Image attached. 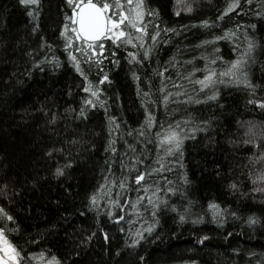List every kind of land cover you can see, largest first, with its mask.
Wrapping results in <instances>:
<instances>
[{"label":"trees","instance_id":"1","mask_svg":"<svg viewBox=\"0 0 264 264\" xmlns=\"http://www.w3.org/2000/svg\"><path fill=\"white\" fill-rule=\"evenodd\" d=\"M145 2L159 10L162 26H197L178 38V48L171 44L163 48L161 62L173 55L186 59L181 50L190 52L193 45L212 39L225 23L232 28L237 21H246L245 17H226L210 33L198 25L202 20H215L230 0H186L194 7L192 13L183 11L184 6L178 5L177 0ZM41 8L39 30L33 34L26 9L17 0H0V187L7 184L9 193L7 197L0 196V201L12 199L10 207L20 228L18 233H10L9 239L28 253L47 250L65 257L66 264L75 261L80 264H249V261L264 264V196L252 191L249 178L258 173L261 165L254 167L250 163L254 154H258L253 145L240 144L241 140L255 139L264 149V111L248 104V91L221 87L217 101L190 113L197 121L200 117L211 120L212 134H197L196 140L185 142L183 167L176 165L171 179L182 185L186 173L189 183L184 186L183 196L171 197L170 203L194 213L192 219L196 215L204 217L205 222L181 224L176 213L167 212L160 216L152 236L132 248L129 245L136 231L145 225L146 219L151 223L148 212L131 206L136 203L137 193L133 189L137 186L109 191V184L104 193L98 194V190L104 184L105 160L110 155L105 151L112 138L108 135L109 117L115 115L126 120L132 128L138 127L142 120L141 97L137 95V84L129 70L134 66L121 57H117L119 66L105 61V71L112 80L111 85L104 86L109 97L108 112L98 107L89 110L87 120L77 119V112L70 109L78 110L87 94L82 91L85 86L82 78L68 64L66 53L61 54L62 40L57 37L63 19V0H41ZM178 10L179 17L174 14ZM231 16L235 17V13ZM255 39L264 45V26L258 25ZM42 40L57 46L54 51L64 61L63 67L55 71L51 66L44 71L33 68L35 61L44 55L39 51ZM220 47L226 59L235 58L229 42H221ZM34 49L37 50L35 60L29 55ZM261 65H264V53L258 49L256 67ZM82 67L95 83L96 69L89 71L86 65ZM146 67L150 75L151 67ZM251 78L260 83L264 80V69H254ZM53 114H57L56 125L50 123ZM124 138L116 145L117 156L121 158L126 150ZM233 139L237 141L235 145L229 142ZM53 146L64 148L74 162L60 179L54 177L55 162L47 155ZM58 162L63 164L64 159L58 158ZM112 172L114 177L119 176L115 165ZM134 176L135 172L130 179ZM233 182L238 185L237 191L229 188ZM93 194H98L99 212L80 215ZM110 199L116 203L130 199L131 203L121 212L119 208H110ZM213 202L236 212L239 218L229 215L223 227L211 223L212 210L208 206ZM109 210L123 214L125 219L120 224L114 223V217L109 219L106 215ZM249 216L256 217L260 223L249 227L245 222ZM121 227L125 228L124 232L119 231ZM102 231L108 233V242L102 239ZM93 232L95 236L88 240ZM204 235L209 239L203 245L198 244L197 240ZM34 238L40 244L29 243Z\"/></svg>","mask_w":264,"mask_h":264},{"label":"snow or ice","instance_id":"2","mask_svg":"<svg viewBox=\"0 0 264 264\" xmlns=\"http://www.w3.org/2000/svg\"><path fill=\"white\" fill-rule=\"evenodd\" d=\"M17 2L26 9V15L31 18L33 25L31 31L35 34L39 30L41 0ZM177 4H182L186 13L194 11L192 4L186 0H177ZM63 5V19L57 37L62 40L61 54L66 53L68 64L82 78L85 85L82 91L87 94L78 110L70 109L77 112V119L87 120L89 110L94 111L98 107L105 113L108 112L109 97L106 96L107 89L104 86L111 85L112 80L105 71V61L119 66L120 59L117 57H121L128 65L134 66L129 70L137 84V95L141 97L142 120L138 122V127L132 128L126 120L115 115L109 117L108 135L112 138L108 140L105 151L110 155L105 160L107 174L103 177L104 184L98 190V194L104 193L109 184V191L116 188L125 190L133 184L137 186L133 189L137 193L136 203L131 206H139L148 212L151 223L145 220L147 226L141 225L129 246L136 248L141 241L152 236L160 216L167 212L176 213L181 224L204 223V217L196 215V218L192 219L194 213L178 209L170 203L171 197L178 194L183 196L186 191L184 186L189 183L186 173L182 185H177L176 181L171 179V174L176 172V165L183 167L186 141L196 140L197 134H212L211 120L200 117L197 121L190 113L199 112L202 110L201 106L217 101L221 87L247 90L250 96L248 104L255 110L264 111V98H256L258 95L264 97V80L256 83L251 78L254 69H264V65L256 67L258 49L259 53H264V45H259L255 39L258 25L264 26V0H230L215 20H202L198 27L211 33L225 22L226 17H245V23L237 21L232 28H228L225 23L219 34L214 35L212 39H204L193 45L190 52L181 50L182 55L188 58L181 59L173 55L165 62L159 60L161 50L169 44L178 48V38L184 36L186 30L191 27H197L196 25H184L180 28L162 26L159 10L150 7L145 0H63ZM232 13H235V17L231 16ZM174 14L179 17L181 11L178 10ZM221 42L231 44L234 59H226L221 54ZM56 47L47 40H42L39 51L44 55L35 61L33 68L44 71L46 67L51 66L55 71L63 67L64 61L55 54ZM48 52L52 55L49 56ZM29 55L35 60L37 50L29 52ZM82 65H86L89 71L93 67L96 69L98 79L95 83L89 80ZM146 66L151 67L150 75L147 74ZM141 69L144 71H140ZM142 76L147 78L142 79ZM145 98L150 99L145 101ZM50 123L57 124V114L50 117ZM121 124L124 125L123 134ZM122 137H126L123 158L117 156L119 149L116 147ZM229 142L234 145L237 143L234 139ZM70 143L75 144L77 141ZM240 144H252L257 150L258 154H254L250 163L254 167L261 165V168L255 176L250 175L249 178L253 184L252 191L264 196V149L255 139L241 140ZM47 155L55 162L53 175L56 179L65 177L67 170L73 167L70 153H66L62 147L53 146ZM58 158H63L64 163L60 164ZM114 165L119 173L118 177L113 176ZM133 172L135 176L130 179ZM229 188L237 191L238 185L233 182ZM8 194L7 184L0 187V196L7 197ZM98 194L89 197V203L80 215L84 216L88 211L99 212ZM108 203L110 208L116 207L122 212L131 201L126 199L122 203H116L115 199H110ZM11 204L12 199L0 201V264H66L65 257L53 255L47 250L28 253L9 239L10 233L20 231L19 221L13 214ZM208 207L212 210L210 222L218 227L225 225L229 215L239 218L236 212H229L218 203L213 202ZM106 215L109 219L114 217L116 224L125 219L123 214L111 210L107 211ZM245 222L249 227L260 223L254 216L247 217ZM119 231L124 232L125 228L121 227ZM95 234L91 233L88 240ZM227 235L231 236V233ZM102 239L109 241L106 231H102ZM208 239L209 237L204 235L197 243L203 245ZM29 243L40 244V240L34 238ZM75 255L79 256V253ZM74 264L80 262L75 261Z\"/></svg>","mask_w":264,"mask_h":264}]
</instances>
